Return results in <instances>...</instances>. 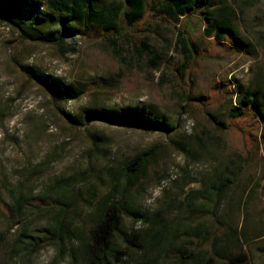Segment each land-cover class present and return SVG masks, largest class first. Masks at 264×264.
Instances as JSON below:
<instances>
[{
	"label": "rangeland",
	"instance_id": "374dc122",
	"mask_svg": "<svg viewBox=\"0 0 264 264\" xmlns=\"http://www.w3.org/2000/svg\"><path fill=\"white\" fill-rule=\"evenodd\" d=\"M150 23L151 28L146 27ZM246 23L250 32L242 39L249 51L237 55L228 45H217L198 31L193 36L196 53L185 65L176 49L178 28L151 18L132 31L130 40L118 39L116 54L100 33L69 39L64 52L21 35L0 16V198L13 209L21 191L37 202L70 176L76 177L85 195L91 182L100 178L102 197L119 182L114 166L157 147L156 167L141 178L130 199L147 218L136 221L124 216L122 228L127 236L114 237L110 264H196V255L190 258L192 249L168 246V240L175 229H189L183 225L182 202L187 195L205 190L224 166L235 173L233 183L214 213L194 228L200 230L202 245L209 248L214 243L223 258L245 252L248 264H264L262 123L253 114L234 121L228 118L231 107L248 92H257L264 115V0H247ZM26 26L30 28L29 23ZM51 28L56 31L57 26ZM130 41L143 52L135 53ZM23 68L70 86L77 97L55 105L46 85ZM92 110H147L176 131L121 126L93 117ZM209 113L225 122L226 131L206 122ZM66 115L81 125H68ZM202 129L208 136L205 144L198 137ZM172 140L185 142L197 152L196 158L172 149ZM80 210L89 233L91 211ZM155 214L161 219H155ZM8 219L6 209H0V238L7 234L0 264H24L14 253L18 236L26 227L35 235L52 221L29 213L28 219L8 232ZM58 256L55 245H46L35 250L27 264H72L68 250L62 258ZM74 264L87 262L80 254Z\"/></svg>",
	"mask_w": 264,
	"mask_h": 264
},
{
	"label": "trees",
	"instance_id": "16d2710c",
	"mask_svg": "<svg viewBox=\"0 0 264 264\" xmlns=\"http://www.w3.org/2000/svg\"><path fill=\"white\" fill-rule=\"evenodd\" d=\"M246 5L247 0H0V16L16 26L21 35L55 46L64 52L69 39H75L80 35L85 38L100 33L116 54H119L120 50L118 39L130 40L132 31L151 18L178 28L176 49L187 65L196 53L193 36L198 31L217 45H228L237 55L241 51H247L248 45L242 39V36L246 37V33L250 32L246 23ZM28 23L30 28L26 26ZM52 25L57 26L56 31H52ZM151 26V23L146 25L148 28ZM130 44L132 48H136L135 53L143 52L144 48L133 42ZM141 45L146 47V44ZM23 69L32 78L46 85L55 105L77 97L76 90L70 86L58 80L50 81L46 76ZM234 96L231 92V101ZM89 114L126 127L158 129L169 133L176 131L173 126L160 121L153 112L147 110L135 112L92 110ZM250 114L254 115L257 122L262 123L260 141L264 148V115L258 104L257 92H248L237 106H232L228 118L234 121ZM207 116L205 120L209 125H214L222 132L226 131L227 125L224 121H219L216 114L209 113ZM65 121L73 127L81 125L79 120L70 115H66ZM198 137L202 144L208 140L204 129ZM170 146L187 158H196L197 152L191 150L182 140H172ZM157 154L155 147L128 158L123 165L114 166V174L119 182L112 191L102 197L98 194V186L102 181L100 178L91 182L89 194L85 195L79 191L76 177L70 176L63 178L52 189L46 191L37 202L21 191L13 209L0 198V209L3 211L6 209L11 224L8 232H12L21 220L28 219L29 213L42 214L52 221L50 227L38 230L35 235L30 234V229L26 227L18 236L14 253L22 263L27 264L35 250L51 244L59 249L58 259L68 250L72 264L80 254L87 264H110L109 258L115 251L112 247L114 237L127 236L122 228L124 216L129 215L136 221L147 218L141 208L130 204V199L132 190L141 178L148 176L156 167ZM87 173L86 175L91 174L90 168H87ZM234 176L232 168L224 166L214 174L213 181L205 190L192 191L187 195L182 202L186 208L183 225L189 229L184 232L175 229L169 237L168 246L178 245L180 248L192 249L190 258L194 260L192 255H196V264L249 263V257L245 252L223 258L217 252L214 243L209 248L205 247L199 235L200 230L194 228V224L212 215L220 206L222 195L233 183ZM31 189L32 186L29 190ZM82 207L91 211L93 226L89 233L85 229V221L80 210ZM154 218L158 220L161 216L155 214ZM150 230L154 231V228ZM165 230L166 226L163 227L162 234L166 232ZM6 237L7 234L5 238H0V253ZM73 241L78 244L74 245ZM132 245L137 249L141 248L136 243Z\"/></svg>",
	"mask_w": 264,
	"mask_h": 264
}]
</instances>
